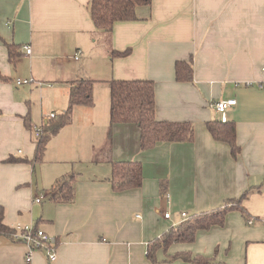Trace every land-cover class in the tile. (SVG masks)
Here are the masks:
<instances>
[{
	"label": "crops",
	"instance_id": "1",
	"mask_svg": "<svg viewBox=\"0 0 264 264\" xmlns=\"http://www.w3.org/2000/svg\"><path fill=\"white\" fill-rule=\"evenodd\" d=\"M89 2L0 0V206L9 226L31 224L56 244L52 262L41 250L27 262L28 247L0 235V264H151L147 242L182 221L181 213L209 212L243 193L242 210H228L222 224L197 230L192 242L171 244L173 254L158 249L156 261L192 264L172 258L188 251L209 264H264V0H151L110 34L94 27ZM128 48L125 57L111 54ZM190 59L192 80L176 81L174 64ZM30 77L36 82L14 83ZM80 78L94 81V103L73 107L41 161L6 162L33 158L32 131L65 111L70 83ZM110 79L152 80L156 119L189 121L192 140L141 150L135 124L110 125ZM226 99L236 100L226 113L235 122L236 157L206 128L220 115L213 103ZM120 160L141 162L139 187L113 190L110 162ZM70 173L73 202L48 200L55 179ZM248 217L256 218L251 225Z\"/></svg>",
	"mask_w": 264,
	"mask_h": 264
},
{
	"label": "trees",
	"instance_id": "2",
	"mask_svg": "<svg viewBox=\"0 0 264 264\" xmlns=\"http://www.w3.org/2000/svg\"><path fill=\"white\" fill-rule=\"evenodd\" d=\"M151 0H90L88 9L94 27L99 31L110 34L113 25L117 21H131L137 18L136 8L149 5ZM11 44H7L8 50ZM112 56L125 57L130 54V49L123 51L113 50ZM10 55L12 56L11 50ZM174 76L176 81H191L193 67L191 59L188 61H176L174 64ZM4 79V78H3ZM94 81L88 78H80L70 83L68 92V104L64 112L53 116L47 122H43L39 129L38 137L34 136L35 152L30 160L27 157L11 155L6 162L34 163L41 161L49 140L59 130L71 122L72 109L75 105L91 106L92 88ZM109 122L133 123L139 128V141L141 150L153 147L158 142H184L193 138V126L189 121L157 120L155 117V91L154 82L148 79H110ZM24 125L31 127L28 116L23 118ZM206 128L215 140L225 141L236 157L240 147L236 143L235 122L214 119L206 122ZM33 132V131H32ZM110 134V133H109ZM110 145L108 137L107 147ZM104 146V147H106ZM106 148V149H108ZM110 176L108 178L114 191L139 187L142 184V164L139 160H120L110 162ZM76 174H64L55 179L48 190V200L54 202L71 203L75 197ZM246 193L235 199H228L220 208L209 212L189 214L176 225L170 226L159 237L147 242V258L151 264H170L169 261H156V251L163 248L164 251L176 242H192L195 240L197 230L206 229L213 224H222L224 214L228 210H242L240 204ZM13 226L4 221V208L0 206V235L11 239ZM173 259H180L192 264H209L208 257L191 252H179Z\"/></svg>",
	"mask_w": 264,
	"mask_h": 264
},
{
	"label": "built area",
	"instance_id": "3",
	"mask_svg": "<svg viewBox=\"0 0 264 264\" xmlns=\"http://www.w3.org/2000/svg\"><path fill=\"white\" fill-rule=\"evenodd\" d=\"M23 49H24L26 54H30L31 49H30V46L28 44L23 45ZM79 53H80V51L76 52V54L74 56L75 59L78 58ZM32 82H36L32 77H30V78H16L14 80V83L17 86L26 85V84H29ZM38 84L40 85L41 83H38ZM235 104H236L235 99H226V100L215 101L213 103V107H214L215 111L221 115L220 120L225 121V120H227V118H226L227 110L229 109V107H231ZM54 115H55L54 113H50L48 115V118H51ZM40 132H41V130L39 129V127L35 128L33 131L34 136L38 137L40 135ZM34 201L40 202L41 197L35 198ZM164 217L169 218L170 213L165 212ZM181 218L186 219L187 214L184 212L181 213ZM255 219L256 218H254V217H248V218H246V223L248 225H251L255 221ZM263 225H264V221H263ZM11 239L14 241L22 242L28 247V251H27L28 255L26 256L27 262H29L31 260V252L33 250H41L50 262H52L56 257L55 238L53 236H50L47 233H45L42 229H39V228H37L31 224L30 225H22L20 223L14 224L13 225V232L11 234Z\"/></svg>",
	"mask_w": 264,
	"mask_h": 264
},
{
	"label": "rangeland",
	"instance_id": "4",
	"mask_svg": "<svg viewBox=\"0 0 264 264\" xmlns=\"http://www.w3.org/2000/svg\"><path fill=\"white\" fill-rule=\"evenodd\" d=\"M40 85H38L37 84V86L35 87V86H31V88L35 91V101L37 100L36 98H37V94H38V88H40L39 87ZM109 86V85H108ZM101 88H99V92H101V94L103 95V97L101 96V95H99V104L100 105H102V101H103V98H104V95H105V92L104 91H106L105 90V86H100ZM100 89H103V90H100ZM97 94V93H96ZM94 97V96H93ZM105 98H106V96H105ZM47 103H48V105H46V107H48L49 106V101H46ZM37 103V102H36ZM94 103V102H93ZM38 105H37V107H40V102H38L37 103ZM105 106H107L108 107V117H109V107H110V89H109V95H108V99H107V103L105 102ZM46 107H44V110H42L43 112H46V114H47V112L49 111V109H47ZM218 119H221V115H219V117H218ZM57 144H58V142H56V146H57ZM48 152V154L50 153V149H48L47 150ZM52 156H60V154L59 153H55V151L53 150V152H52ZM64 155H62L61 154V157L62 158H64L63 157ZM45 157H47V155L45 156ZM51 158H53V160H64V159H60V158H54V157H51ZM73 163V165H78L79 164V162H75V161H72ZM60 165H63V164H60ZM45 167V166H44ZM86 172H88V170L87 169H84V173H86ZM43 202V201H42ZM45 203L43 202L42 203V205H44ZM210 239H211V242L213 241V239H214V234H212L211 236H210ZM195 245H197V244H195ZM173 247L171 246V247H168L167 248V250L165 251V254L167 255V254H173Z\"/></svg>",
	"mask_w": 264,
	"mask_h": 264
}]
</instances>
